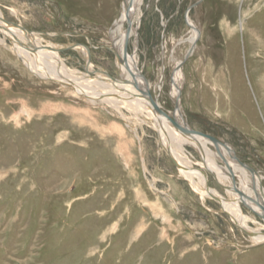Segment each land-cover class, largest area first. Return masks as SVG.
<instances>
[{
	"label": "rangeland",
	"instance_id": "obj_1",
	"mask_svg": "<svg viewBox=\"0 0 264 264\" xmlns=\"http://www.w3.org/2000/svg\"><path fill=\"white\" fill-rule=\"evenodd\" d=\"M122 2L0 0V13L50 49L86 45L87 67L120 79L109 31ZM137 17L127 52L167 113L173 59L190 48L187 19L197 27L181 66V118L225 141L264 189V0H141ZM79 48L51 52L95 76ZM134 110L35 75L0 42V264H264V241L191 188ZM181 155L231 197L195 147ZM240 206L264 232V220Z\"/></svg>",
	"mask_w": 264,
	"mask_h": 264
},
{
	"label": "bare ground",
	"instance_id": "obj_2",
	"mask_svg": "<svg viewBox=\"0 0 264 264\" xmlns=\"http://www.w3.org/2000/svg\"><path fill=\"white\" fill-rule=\"evenodd\" d=\"M140 4L141 0H123L120 14L109 31V38L111 40L110 49L115 52L112 51L117 61L120 79H112L103 72L102 74H99L97 71L93 72L92 69L87 67L89 63L88 56H86V60L88 59V63L85 64L86 70L95 74V76L71 69L66 66L62 59L51 52V50H57H55L56 48L50 49V46H56L42 44L41 39L34 32L13 27L5 22L3 23L1 20L0 35L2 37L0 36V42L5 43V38H7L11 43L13 51L22 58L23 64L41 78L56 80L59 83L66 84L73 88L76 94L90 98V100L99 99L115 107L123 105L133 110L135 109L138 113H145L149 117L152 127L156 130L161 145L174 158L178 164L176 168L179 174H182L186 178L191 188L196 193L199 192V196L200 194L202 196H210L219 202L224 212L230 215L231 219L238 225V228L246 233L252 242L264 241V232L250 228L247 225L250 219L244 215L240 206V203H243L259 217L264 216V211H262L259 205L262 199H264V189L259 188V181L261 182L262 180L261 175L258 173V179L255 178V181H253L248 169L239 165L233 159V152L228 150L226 146L221 144L216 148L212 141L203 136H193L182 132L168 117L154 109L148 96L143 91L144 87H146L145 78L136 66V57L128 54V52L124 54V49L127 47L129 38L136 34L134 22L136 16H138L137 19L139 20ZM128 18L132 20V23L127 36ZM186 22L190 27V36L187 38V41L190 43V47L192 45L194 47L199 31L189 18ZM78 48L83 52L85 50L87 55V50L83 46L78 45ZM183 59H173L174 68L170 80V95L173 99L174 110L171 113L169 112V115H175L179 123L184 122L180 115V98L178 99L183 78L181 67H177ZM125 79L126 82H124ZM161 82L162 79L157 84L158 89L162 86ZM150 96L153 98L152 95ZM156 102L163 109L158 100ZM176 102L179 104V109H175ZM188 144L195 147L204 161H207L208 164H204V166L209 168L210 171L212 169L217 174V179L221 183L220 187L225 189L231 197L225 198L220 196L214 189L210 188L206 174L200 168L192 167L185 160L186 158L182 157L184 145ZM211 146L212 148H210ZM215 159H219L223 165H217ZM224 182L229 184H224ZM257 193L259 194L258 196H256ZM260 218L264 220V217Z\"/></svg>",
	"mask_w": 264,
	"mask_h": 264
},
{
	"label": "water",
	"instance_id": "obj_3",
	"mask_svg": "<svg viewBox=\"0 0 264 264\" xmlns=\"http://www.w3.org/2000/svg\"><path fill=\"white\" fill-rule=\"evenodd\" d=\"M191 7H192V6H190V7L186 10V14H185V16L187 15V12L190 10ZM0 20H1L3 23L5 22L6 24L11 25V26H13V27L20 28V29H23V30H26V31H30V30L26 29L22 24H20V23H18V22L7 21V20L4 19L1 15H0ZM131 23H132V20H131L130 18H128V20H127V24H128V25H127V29H126V35H127V36H128V34H129V31H130ZM30 32H31V31H30ZM78 45L83 46V47L87 50V56H88L87 58L89 59V55H88V53H89V51H88V47H87L86 45H83V44L72 43V44H69V45L66 46V47L56 48L55 50H57L58 52H62V51H64L65 49H68V48H74V47H76V46H78ZM126 48H127V47H126ZM126 48L124 49V54L127 53V49H126ZM111 51H113V50H111ZM192 51H193V45L188 49V51H187V53H186L184 59L180 62V64L178 65L177 68H179V67L182 66L183 62L189 57V55L192 53ZM113 52H114V51H113ZM114 53H115V52H114ZM88 59L86 60V63H85V64L88 63ZM84 68H85V70H86V66H85V65H84ZM103 72H104L105 74H107L105 71H103ZM109 77H111L112 79H116L115 77H112V76H110V75H109ZM124 82H126V79L124 80ZM145 83H146V87H144L143 91L146 93V96H148V98H149V100H150L152 106L154 107V109H155L157 112H159V113H163L166 117H168V119H170V120L172 121V123H173L176 127H178L182 132H184V133H186V134H190V135H193V136H194V135H200V136H203V137L209 139L210 141H212V142L214 143V145L216 146V148H218V146L221 145V144L224 145V146H226V148H228V150H231V151L233 152V159H235V160L238 162L239 165H241V166L245 167L246 169H248V171H249V172L251 173V175H252V179H253V181H255V178L259 177L257 170H255L254 167H252V166H250V165H248V164L242 162L241 160H239L238 157L234 154V150H233V148H232V147L230 148L229 145H228L225 141H222V140H220L219 138H217V137H215V136H213V135H211V134H209V133H204V132H202V131H199V130L193 129V128L189 127V126L186 124V122L179 123V122L177 121L175 115H169V113H167L166 111H164L163 109H161L160 106L157 104L155 98H154V97L152 98V97L150 96L151 93L149 92L148 82H147L146 80H145ZM149 94H150V95H149ZM179 94H180V92H179ZM178 96H179V95H178ZM178 99H179V97H178ZM177 108L179 109V104H178V102L175 103V109H177ZM181 117H182V116H181ZM166 152H167V154L169 155V151L166 150ZM169 156H170V155H169ZM170 159H171V161L173 162V164L177 167L178 164L176 163V161L174 160V158H173L172 156H170ZM257 179H258V178H257ZM259 188L262 189V184H261L260 181H259ZM258 195H259V194L257 193L256 196H258ZM259 205L261 206L262 211H264V199H262V202H261ZM260 217H264V216H260Z\"/></svg>",
	"mask_w": 264,
	"mask_h": 264
}]
</instances>
